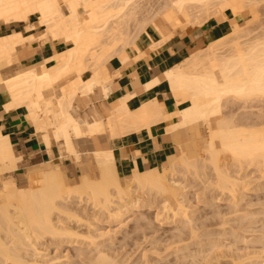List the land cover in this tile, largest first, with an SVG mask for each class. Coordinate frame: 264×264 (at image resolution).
I'll return each mask as SVG.
<instances>
[{"label": "bare ground", "instance_id": "1", "mask_svg": "<svg viewBox=\"0 0 264 264\" xmlns=\"http://www.w3.org/2000/svg\"><path fill=\"white\" fill-rule=\"evenodd\" d=\"M258 2L256 1L252 4L255 5V3ZM245 3L246 2L244 0H0V23L27 21L30 15L36 14L35 22L29 24L27 28L30 29L39 27L40 29L37 33L29 36H24L18 32L16 34L0 37V90H4L10 96L11 103L8 102V104L11 105V107L12 105L14 107L15 105L16 107H18L20 106L18 105L20 103L25 104L28 109V117L33 122L36 130L41 132L42 138L46 145L49 144V140L52 138L58 143V147L62 148V150L64 149L67 153L72 154L75 159H79L80 156L78 154L76 144L77 138L81 135L92 133L96 134L97 132L106 131H108L110 136L114 134H123L129 129L132 128L133 130L135 129L134 127L140 125H147L148 128L149 123L154 124V122L158 120H164L165 118H169L174 115H176L177 117V122L174 125H171L168 128L169 130L172 127H180L186 123H192L194 120H199L200 122H202V126L207 132L205 143L201 145V149L204 155L202 158L198 157V154L193 157H187L183 152L181 156H179L174 162H172L164 169H153L144 172L134 171L132 175L122 176L117 172V169L113 163V155L110 148H108L107 146H103L100 149L94 150L92 153V159L97 165L96 178H93V171H89V168H87V164L81 163V174L77 176L74 184L68 185L67 177L65 176L64 172L59 170L58 162L56 160L48 162V166L44 170L29 174L30 176L28 178L27 187L19 188L15 186L13 179L11 181L8 180V178L0 185V264L8 263L9 259L15 261V264H42L43 260L41 259L40 263L38 262L39 259H34L35 257L33 259L32 257L28 259L29 257L27 256V253L26 256L28 258L24 256L25 252L22 256V254L20 253V249L22 250L26 248L25 250L35 251L37 250V246L39 244L37 240L41 236L44 235L43 237H45V235L47 236L48 234H51V236H53V234H56L55 237H57L58 234L62 235L69 233L70 227H65L67 225L64 226L62 224L61 218L64 215L67 218L72 216L75 217L76 220H83V218L78 217L77 213L75 212L78 209L80 202L92 204V206L96 207L97 210L99 208V210L107 212V214L112 219V217L119 218L120 215L124 213V211L126 212L131 209L137 208L143 205V203L147 204L148 202L149 204L150 202L152 203L153 200L155 202V197H158L160 198V202H162L160 204L164 205L160 206H162L163 208L165 206H169V209L171 208L170 210H172L171 215L176 217L178 212H181L180 210L183 209L182 211H184V208H182L183 206H181L182 202L180 201V198L182 192H184L185 190V188L183 190L184 185H181V182L183 181L182 178L185 179L183 175L185 174L183 173L185 171L186 173L188 172L189 175L190 173H192V176L194 173H198L197 171L200 167L201 169H203L204 167L206 170V165H209L216 175V188L218 187V184L219 187H221L220 189L222 191L226 189L231 193L230 195L232 196V199L235 195V193L233 194L232 192L236 191L235 186L238 185V182L237 179L235 180L236 177L232 175V171H229L231 173L229 174V166L237 165L238 168L241 169L242 167L243 170L244 167L242 165H245V167L247 165L246 168H249L248 166H251L253 164L252 166L256 165V169L259 172L261 171V177H264V125H262L263 127L260 126V124L258 126H251L252 124L249 122L251 124L249 125V123L247 122V126L249 125L251 127H245L244 124H242L243 127L241 124L240 127H237V123L235 124L234 122H232V118L229 117L230 114L228 116H222L224 103L229 98H232L234 100H246V98L251 99L252 97H264V31L261 34L258 32V35H255L256 33L252 35L250 29V31H246L238 27L235 23V20L231 21L232 28L227 34L209 41L204 46L201 45L202 47H198L192 50L189 56L182 60L180 64L172 67V69L165 73L167 83L169 82L168 84L170 85V87L169 85L168 87L172 91L177 102H187L186 107H184L182 110L175 113L173 112L174 114L171 112L173 115H163L160 110V106L156 101L149 102L143 105L141 108L139 106V109L137 108L138 110H134V112L128 111L125 107L126 105H124L122 102V104L118 106H112L110 114L105 121L98 120L93 121L92 123H87L85 120H81L75 117V115L73 116L72 114L74 112L72 109V114H70L69 111L66 112L65 109L67 108L66 106L71 105V101L78 91H80V93L82 92L83 94H87L86 92L90 90L93 85H98L103 89V92H106L104 84L107 77L104 76V71H107L105 69L107 65H105V63L111 56L116 54L120 55V52L125 48V46H127L128 44H132L137 38L140 31L142 32L146 25L150 23L151 20L154 19V17L163 16L171 28L186 26L196 27L202 25L210 17L219 15L225 10H227V12L229 10L232 14H234L236 9L243 8V5ZM258 5L259 4H257V6ZM147 13L149 14L148 16H146ZM138 15H141V17ZM138 17L141 18V20H138ZM237 17L238 16H234V19H236ZM225 30L227 31L228 29ZM254 30L256 31V29ZM248 34L252 35V37ZM163 37L165 39L166 36ZM163 37L161 40H163ZM27 40H39L40 42L49 40L52 42H63L66 44V47L64 50L52 57L53 61H56V65L51 68L42 65L41 67H39L40 71L38 69H33L18 71L7 76L4 75L1 71V67L5 64H12L15 59L19 58L14 55V52L21 43ZM153 45L157 46L158 44L155 45L153 43ZM133 47L135 48V46ZM85 69H89L92 72V75L88 80H82L80 77L81 73ZM74 72L77 74L76 78H73L70 83H67V86L65 88L61 87V96L59 98H56V101L53 100L54 90L52 84L59 77ZM157 82L158 80L156 82L155 80H153L151 82V85L153 86ZM6 105L7 103L5 104V106ZM55 108L57 109V111H55ZM7 109H10V107L7 106ZM236 118H233V121L236 120ZM262 123H264V121ZM18 160L19 157L14 156L7 137L0 136V173L3 174L4 172L16 171V163ZM232 168L230 169L233 170L234 168ZM201 169L199 170L200 172ZM180 172H182L183 174ZM239 172L240 171L238 170L236 174H238ZM179 173L183 175L180 179L182 180L181 182L177 179ZM35 175L37 177H31ZM189 175L187 176L189 177ZM213 182H211L210 184L214 185L215 182ZM207 184H209L208 181ZM148 197H152L154 199L152 200ZM242 198H244L243 195ZM149 199L152 201H150ZM70 204L77 205L75 211L72 210ZM145 204L144 206H146ZM83 205L85 206L84 203ZM149 205L152 206L151 204ZM244 214L250 215L251 213L246 212ZM252 214L255 213L252 212ZM60 215H62L61 218ZM157 215L158 214H155L156 217ZM220 215L222 216V214ZM257 215L259 214L257 213ZM91 217L93 222L97 220L95 218V214L91 215ZM250 217L252 216L250 215ZM141 218L144 219V217L142 216ZM249 219L251 218H248V220ZM225 221L227 222V220ZM249 221L251 222V220ZM230 222L231 220L229 221V223ZM183 223L184 225H186L185 222ZM248 223L249 222H246V224ZM254 223H256V221ZM258 224H260V222ZM93 225L94 224H92L91 226ZM248 225H244L243 227ZM221 226L222 225H220L219 227L222 228ZM194 228L196 227L194 226L193 229ZM197 228L199 227L197 226ZM68 229L69 231L66 232V230ZM249 229L253 230L252 228ZM227 230H229V228ZM242 230L244 231V229ZM202 231L204 232L206 230ZM73 232L76 233L74 229ZM186 232H190L189 229ZM245 232L244 234H246ZM70 233V235H72L73 237L79 235L78 233H76V235L74 233L73 235L72 231H70ZM180 233L182 232L180 231ZM213 233H215V231ZM219 233L221 234V232ZM236 234L240 233L237 232ZM216 236L220 237L217 234ZM236 236L235 238H237ZM7 237L10 238L6 241L5 238L7 239ZM36 237L38 239H36V242H33V239ZM190 237L194 236L191 235ZM242 237L244 236L242 235ZM251 238L253 240V237ZM199 239L201 238H198V240ZM259 239L263 238L261 237ZM178 240L180 239L178 238ZM239 240L240 239H238L237 241ZM193 241L195 240L193 239L191 241V244H193ZM208 241L212 242L213 240L208 239ZM214 241H216V238L214 239ZM7 242L11 243H9L8 245ZM218 243L220 242H217V244ZM236 243L234 245H236ZM181 244H183L182 246H184V244L186 243H183V241H181ZM207 244L210 243L208 242ZM214 245L210 246L211 248H213V251L215 250L214 247H216ZM24 246L26 247L23 248ZM222 246L223 243L220 247ZM181 247H178V249L180 250ZM220 247L218 246V248ZM228 247L229 245L226 246V248ZM185 248L184 252L186 250ZM211 248L208 250L210 251ZM232 248H234V246ZM182 249L183 247L181 248V250ZM97 250H95L96 253ZM181 250L177 251L181 252ZM189 250L187 252H190ZM187 252L186 254H189L191 256V254ZM35 253H37V251H35ZM193 253L195 254V252ZM100 254L102 253L100 252ZM184 254L185 253H183V255ZM203 254L204 252H202V255L199 256H203ZM181 255H178V257L182 258ZM175 256L177 255L175 254ZM196 256L193 257V259L196 258ZM102 258V256L98 255V258L96 259V261L98 260L97 263L96 261L91 262V260L89 261V263L91 262L92 264H98L100 262L101 264L102 262V264H105V262H107L106 260H109V258L106 257V259L103 258L104 260ZM237 258L239 259V257ZM99 260H103L105 262L103 263V261ZM180 261L182 260L180 259ZM199 261L201 260L199 259ZM109 262L111 261H108V263ZM116 262L118 261H115V263ZM44 263H46V260ZM152 264H155V262ZM233 264H235V261ZM236 264H238V261Z\"/></svg>", "mask_w": 264, "mask_h": 264}, {"label": "crops", "instance_id": "2", "mask_svg": "<svg viewBox=\"0 0 264 264\" xmlns=\"http://www.w3.org/2000/svg\"><path fill=\"white\" fill-rule=\"evenodd\" d=\"M32 16L36 18V14H33L28 17L27 21L0 23V37L18 32L24 36L37 33L39 27L27 28L29 24L35 22V19H31ZM207 20L196 27L171 28L163 16H156L142 32L140 31L133 42L134 44L132 43L133 45L128 44L129 46H125L120 55L111 56L105 63L107 65L105 68L107 71H104V76L107 77L104 84L106 92H103V89L98 85H93L90 89L92 91L88 90L87 94L78 91L73 97L71 105L66 106V112L69 111L70 114L74 112L73 116L92 123L98 120L105 121L112 106H118L122 102L130 112H134L139 109V106L141 108L152 101L159 104L163 115H171L173 112L182 110L186 107L187 102H177L169 89L170 85L169 82L167 83L165 73L180 64L192 50L227 34L232 28L231 21L235 19L229 10L228 12L225 10L218 16L210 17ZM163 36H166L167 40ZM162 37L165 41L161 40ZM152 42L158 45L154 46ZM65 47L66 44L63 42L27 40L21 43L14 52V55L19 58L15 59L12 64L3 65L1 71L7 76L24 70L38 69L40 71L39 67L42 65L51 68L56 65V61H53L52 57L64 50ZM91 75V70L85 69L80 77L82 80H88ZM76 76L75 72L67 74L59 77L52 84L53 100L56 101V98L61 96V87L65 88L67 83H70ZM156 78L158 82L152 86L151 82L153 80L156 82ZM10 101V96L4 90H0V136L7 137L14 156L19 157L16 170L23 167L28 174L44 170L47 168L48 162L55 160L58 162L59 170L64 172L65 176L66 174L80 175L81 163H86L89 171H92L91 169H94L96 165L92 159V153L103 146L110 148L113 163L117 172L122 176L132 175L134 171L164 169L183 152L187 157L198 154L196 151V129L202 126V122L194 120L192 123L172 127L169 130L168 128L177 122V117L174 115L164 120H158L154 124L149 123V129L147 125H140L134 127L135 131L131 128L130 131L124 132L125 134L111 135L113 137L109 135L108 131L81 135L77 138L76 144L80 158L75 159L72 154L58 147V143L52 138L46 145L41 132L36 130L28 117V109L25 104L20 103L18 104L20 106L17 105L18 107L16 105L11 107L8 104V102L11 103ZM7 106L10 109H7ZM55 111H57L56 108Z\"/></svg>", "mask_w": 264, "mask_h": 264}, {"label": "rangeland", "instance_id": "3", "mask_svg": "<svg viewBox=\"0 0 264 264\" xmlns=\"http://www.w3.org/2000/svg\"><path fill=\"white\" fill-rule=\"evenodd\" d=\"M244 1L246 2L243 5L244 7L243 8H237L233 14V16H235V17L238 16L237 18L239 19L238 21H237V18L235 19L236 25L238 27H240L241 29H244L246 31L251 30L250 32H252V35H254L255 33H256L255 35H258L259 33L260 34L263 33V31H264V28H263L264 27V0H259V2H258V0H256L258 3H255V5L257 6V4H259L257 7L254 4H252V3L256 2L255 0H244ZM261 3H262V5H261ZM148 13H151V12H148ZM148 13L146 14V16L149 15ZM138 16L141 17V15H138ZM214 16H218V15H214ZM31 19L34 20L35 16H32ZM137 19L141 20V18H139V17ZM250 25H251V27H250ZM254 29H256V31ZM248 35L252 37V35H250V34H248ZM231 99L232 98H229L225 101L224 107H223L224 110H222V112H223L222 116H225V115L228 116L230 114L229 117L232 118V122H234L235 124L237 123V127H240V124L241 125L244 124L245 127H248L251 124H252L251 126H253V125L258 126L259 124H260V126L264 125V123H262L264 121L263 120L264 119V97H252L251 99L246 98V100L245 99H235V100L232 99L231 100ZM229 100H231V101H229ZM226 113H228V114H226ZM233 118L234 119L236 118V120L233 121ZM259 121H261V122H259ZM247 122L248 123L250 122L251 124L249 123V125L247 126V124H248ZM238 123H239V125H238ZM251 126H249V127H251ZM242 127H243V125H242ZM196 132H197V134H196L197 135L196 136V139H197L196 151L198 152L197 156L202 158L204 155H203V151L201 149V145L205 143L207 132L203 126H200L198 129H196ZM87 156H90V155H87ZM252 165L248 166L249 168H246L247 165H246V167H245V165H242L245 168V169L243 168L244 171L242 170V167L240 169L237 167V165H235V166L231 165L235 170L231 166H229L233 170L228 168L229 169L228 172L232 171L231 172L232 175L234 177H236L235 180L237 179V182H238V183L236 182L238 185L235 186L236 191L234 190L235 192H232L233 194L235 193V195H236V196L235 195L233 196V199H232V196L230 195L231 194L230 192H228L226 189H225L226 191L225 190L222 191L220 189L221 187H219V185L217 184V186L219 187V188L217 187L219 189V191H218V189L215 186L216 182H217L216 181L217 179L215 178L216 175L212 171V169L210 168L209 165H206L207 167L205 166L206 170L204 167H203V169H201V167H200L197 171L198 173H194L195 176H194V174L191 176L192 173H190V175H189V173L187 172L188 173L187 174L186 171L183 172L185 174L180 172L184 175V178H185V179H183L181 177L183 175L180 173L177 176V179L180 182L183 180L181 182L182 183L181 185H184L183 190L185 188V190H184V192H182V195L180 198V201L182 202L181 206H183L182 208H184V211H182L183 209L181 208L182 209V210H180L181 212L180 213L178 212L176 217L171 215L172 210H170L171 208L169 209V206H165L166 207V208L164 207L165 210L162 206H160V205H163V204H160V203H162V202H160V198L155 197L156 200L154 202V200H153L154 198H152L153 196L148 197V198L153 200L152 201L149 199L150 201H152V203L151 202L149 203L152 206H150L148 204V202H147V204L143 203V205H141L137 208L131 209V210L126 211V212L124 211V213H122L120 215V217L118 216L119 218H113L112 217V219L107 214V212H105L103 210H99V208L97 210L96 207H93L92 204H90V203L88 204V203L83 202L85 204V206H84L83 203L80 202L79 206H81V207L78 206V209H77L78 211L76 210V208H77L76 204H70V207L72 208V210H74V211L76 210L75 212L77 213L78 217L83 218V220H81L80 218L79 219L81 221L76 220V218L72 217V216L67 218L64 215L63 216L60 215V218L62 216V218H61L62 224L64 226L67 225L65 227L69 226L70 231H72L73 235L75 233V232H73V229H74L76 231V233H78L80 236L77 235V236L73 237L72 235H70L71 233H70L69 229L66 230V232L69 231V233L62 234L63 236L61 234H58L57 235V237L59 236L58 238L55 237L56 234L55 235L53 234V236H51V234L50 235L48 234L47 236L45 235V237H43L44 236L43 235V236H41L42 238L40 236H38L42 240L40 238L38 239L37 237L34 238L35 240L33 239V242H36V239H38L37 241L39 242V244L37 246V250H35V251H37V253H35L34 250H32V251L31 250H25L26 246L23 247L25 249H22V250L20 249V253L22 254V256H23L24 252H25L24 256H26V253H27V256L29 258L27 256L26 257L28 259H30L31 257L33 259L35 257L34 259H36V260L41 259L44 262L46 260L47 264H49L50 262H53L50 264H87V263L90 264L92 261H96V259L98 258V255L102 256L103 258H105V257L109 258V260L108 259L106 260L107 262L103 261L104 260L103 258H102L103 260H99V261H103V263L105 262V264L108 263V261H111L108 264H111V263H113V264H119V263H121V264H142V263L147 264L150 262H151L150 264H152L154 262H155V264H166V263L167 264H175V263L176 264H218V263L219 264H233L234 261H235V264L237 263V261H238V264H264V242H262V241H264L263 240L264 239V231H263L264 230V220H263L264 219L263 218L264 217L263 216L264 215V208H263L264 207V202H263L264 201V177L263 176L261 177V174H260L261 171L259 172L256 169V167H255L256 165H254V166H252ZM200 169H201V172L199 171ZM236 169H238L240 171L238 174H236L238 172V170H236ZM202 170H203V172H202ZM92 171H93V173H92L93 178H96L97 177L96 165L94 166V169H92ZM234 171H235V173H234ZM230 172H229V174H231ZM255 173H256V175H255ZM187 175H189V177ZM29 176L30 175L26 172L25 168L19 167L18 170L14 171V172H10V173L5 172L3 174L0 173V185L9 178L8 180H11V181L13 179L15 186H17L19 188L20 187L24 188V187L28 186ZM31 177H37V176L35 175V176H31ZM66 177H67L68 185L74 184L76 181V178H77L76 175L70 176L69 174H66ZM181 178H182V180H180ZM185 180H186V182H185ZM207 181L209 184L211 182H213L214 185L213 184H210V185L207 184ZM259 184H260V186H259ZM260 188L261 189L263 188V189L261 190ZM185 191H186V193H185ZM226 192H228V193H226ZM243 193H246V194H243ZM242 195L244 198H242ZM228 201H230V202H228ZM211 202H213V203H211ZM81 203H82V205H81ZM252 203H254V204H252ZM144 204L146 206H144ZM213 205H215V206H213ZM251 206H252V208H251ZM167 207H168V209H167ZM258 208L261 210H259ZM84 209H87V210H84ZM262 209H263V211H262ZM210 210H211V212H210ZM170 211H171V213H170ZM244 211H246L247 213H251L250 215L252 217H250L249 214H244V213H246ZM251 211L254 212L255 214H252ZM242 212H244V213H242ZM260 212H261V214H260ZM93 213L95 214V218L97 219L94 222L92 221V217H91V215H94ZM257 213L259 215H257ZM155 214H158L157 217L155 216ZM217 214H218V216H217ZM220 214H222L223 217ZM241 215H243V216H241ZM98 216H100V217H98ZM141 216L144 217V219L141 218ZM226 216H228V217H226ZM84 217H86L88 220ZM241 217H243V218H241ZM63 218H64V220H63ZM218 218H220V219H218ZM224 218H225V220H227V222L224 220ZM248 218H251V219H249V220H251V222L248 220ZM73 219H74V221H73ZM222 219H223V221H222ZM230 220L232 223H235V224H232L231 222L229 223ZM75 221H76V223H75ZM88 221H90V222H88ZM220 221L225 222V223H222ZM255 221H256V223H254ZM183 222H185L186 225H184ZM246 222H249L248 223L249 225L246 224ZM259 222H260V224H258ZM187 223H189V224H187ZM251 223H252V225H251ZM92 224H94V225L91 226ZM88 225H90V226H88ZM220 225H222L221 226L222 228L219 227ZM223 225L225 226V228ZM244 225H248V226L243 227ZM138 226H140V227H138ZM189 226H191V227H189ZM194 226L196 228L193 229ZM197 226L199 228H197ZM181 227H182V229H181ZM247 227H248V229H247ZM71 228H72V230H71ZM228 228H229V230H227ZM230 228H232V229H230ZM249 228H252L253 230H251ZM188 229L191 233L186 232V231H188ZM222 229L224 232L222 231ZM242 229H244V231ZM202 230H206L207 233H210V234H207L206 231L203 232ZM180 231L182 233H180ZM214 231H215V233H213ZM218 231L221 232V234ZM229 231H231L233 233L234 237H233L232 233ZM202 232H203V234H202ZM237 232L240 234H236ZM244 232L247 235L244 234ZM249 232H250V234H249ZM76 233H75V235H76ZM87 234H88V236H87ZM197 234H198V236H197ZM216 234L219 235L220 237L216 236ZM226 234H227V236H226ZM175 235H176V237H175ZM178 235H179V237H178ZM191 235L194 237H190ZM206 235L208 238L206 237ZM242 235L245 238L242 237ZM259 235H262V236H259ZM188 236L190 239L188 238ZM223 236L224 237L226 236V237L224 238ZM235 236L237 238H235ZM238 236H239V238H238ZM91 237H92V239H91ZM197 237L201 238V239L198 240ZM205 237H206V241H205ZM217 237H218L219 241L217 240ZM231 237H232V239H231ZM251 237H253V240ZM256 237H258V238H256ZM261 237L263 239H259ZM9 238L7 237V239L5 238V240L7 241ZM74 238H76V239H74ZM178 238L180 240H178ZM183 238H186V239H183ZM213 238L214 239L216 238V241L220 242V243H218L220 245H218L217 242L214 241ZM254 238L257 242L254 240ZM193 239L195 241H193L192 242L193 244H191V241ZM208 239L209 240L212 239L213 241L210 242V241H208ZM233 239H234V242H233ZM238 239H240V240L237 241ZM223 240H224V242H223ZM244 240H246V241H244ZM170 241H172V242H170ZM181 241H183V243H186V244H184V246H182L183 244H181ZM196 241H198V242H196ZM235 241L238 243H236ZM48 242H49V244H48ZM208 242L210 244L212 243L211 244L212 246L216 242L214 246L217 247V250H216V247H214L215 250L213 251V248L210 247L211 245L207 244ZM252 242H254V243H252ZM7 243L9 245V243H11V242H7ZM196 243H198V244H196ZM222 243H223L224 248H223V246L220 247ZM235 243H236V245H234ZM244 243H246V244H244ZM193 245H195V246H193ZM202 245H203V247H202ZM205 245H206V248H205ZM228 245H229V247L226 248V246H228ZM40 246H42V247H40ZM168 246H170V247H168ZM177 246L178 247L182 246L183 251L181 250V248H182L181 247L180 248L181 252H178L180 250L178 249ZM218 246L220 248H218ZM233 246H234V248H232ZM184 248L186 249L185 252H184ZM187 248H188V250L190 249L189 250L190 252H187L188 251ZM210 248H211V250L209 251L208 249H210ZM38 249H39V251H38ZM200 249H202V250H200ZM23 250H25V251H23ZM95 250H97V253ZM155 250H156V252H155ZM218 250H220V251H218ZM172 251H173V253H172ZM191 251H192V253L195 252V254L194 253L192 254ZM198 251L200 254L198 253ZM100 252L102 254H100ZM176 252H178V253H176ZM182 252L185 254L183 255ZM186 252L190 253L191 256L189 254H186ZM202 252H204L203 256H199V255H202ZM106 253H107V255H106ZM175 254L177 256H175ZM178 255L179 256L181 255L182 258H179ZM88 256H90L94 260ZM109 256L110 257L112 256V257L110 258ZM157 256H158V258H157ZM185 256H187V257H185ZM195 256H196V258L193 259V257H195ZM39 257H41V258H39ZM147 257H148V259H147ZM183 257H184V259H183ZM191 257H192V259H191ZM230 257H231V260L233 259L232 261L230 260ZM237 257H239L240 260ZM186 258L189 260H187ZM110 259H112V260H110ZM180 259L182 261H180ZM199 259L201 261H199ZM202 259H204V260H202ZM39 260H38V262L40 263L41 260L40 261ZM87 260H88V262H87ZM90 260H91V262L89 263ZM174 260H175V262H174ZM43 261H42V264H46ZM97 261H96V263H97ZM115 261H118V262L115 263ZM15 263H16L15 261H12L9 259L8 263H6V264H15ZM98 264H100V262ZM101 264H102V262H101Z\"/></svg>", "mask_w": 264, "mask_h": 264}]
</instances>
